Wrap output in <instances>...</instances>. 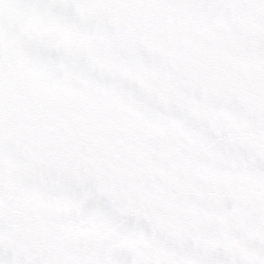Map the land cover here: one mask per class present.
I'll return each instance as SVG.
<instances>
[{"label": "snow or ice", "instance_id": "6c2138e0", "mask_svg": "<svg viewBox=\"0 0 264 264\" xmlns=\"http://www.w3.org/2000/svg\"><path fill=\"white\" fill-rule=\"evenodd\" d=\"M0 264H264V0H0Z\"/></svg>", "mask_w": 264, "mask_h": 264}]
</instances>
